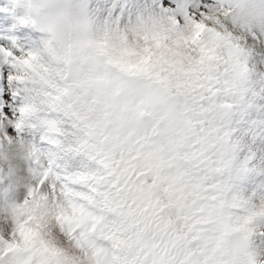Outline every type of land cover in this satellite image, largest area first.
<instances>
[{
  "label": "snow or ice",
  "instance_id": "6c2138e0",
  "mask_svg": "<svg viewBox=\"0 0 264 264\" xmlns=\"http://www.w3.org/2000/svg\"><path fill=\"white\" fill-rule=\"evenodd\" d=\"M0 7V264H264V0Z\"/></svg>",
  "mask_w": 264,
  "mask_h": 264
},
{
  "label": "rangeland",
  "instance_id": "374dc122",
  "mask_svg": "<svg viewBox=\"0 0 264 264\" xmlns=\"http://www.w3.org/2000/svg\"><path fill=\"white\" fill-rule=\"evenodd\" d=\"M6 5L8 7H11V4H10L9 0H0V7H4Z\"/></svg>",
  "mask_w": 264,
  "mask_h": 264
}]
</instances>
